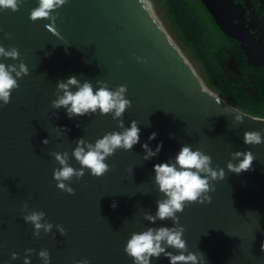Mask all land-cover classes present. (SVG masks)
Here are the masks:
<instances>
[{
  "label": "water",
  "instance_id": "water-1",
  "mask_svg": "<svg viewBox=\"0 0 264 264\" xmlns=\"http://www.w3.org/2000/svg\"><path fill=\"white\" fill-rule=\"evenodd\" d=\"M200 1L220 31L239 43L246 62L264 69V14L258 16L251 0ZM258 3L264 12V0ZM36 6L38 0H24L18 11L0 10V44L20 52L19 59L0 57V62L23 60L29 69L18 78L10 102L0 107V264H23L27 248L35 250L31 264H43L38 252L44 248L49 264L83 259L89 264H133L124 251L133 232L173 225L171 219L152 224L144 213L155 215L164 196L154 182V165L174 162L184 144L201 148L211 155L213 167L225 169V178L213 182L211 203L194 202L177 213L188 250L202 252L205 264H264V143L243 140L245 131L264 129V118L238 110L219 94L153 0H68L56 10L60 37L46 27L50 20L29 18ZM70 76L90 81L94 90L97 80L113 90L126 85L132 106L122 119L125 127L135 119L140 128V142L132 150L119 149L107 158L112 167L105 175L95 177L86 170L80 180L69 182L74 195L56 187L53 170L59 164L51 153L67 151L69 163L79 168L71 156L77 139L94 143L106 132L122 129L111 114L69 118L64 108H52L57 82ZM235 110L246 115L242 123L233 122ZM152 132L156 138L149 140ZM44 138L48 144L42 143ZM145 142L153 150L161 142L163 146L144 160ZM245 150L255 156L252 169L229 172L231 153ZM25 202L26 211L46 213L51 232L33 236V225L23 220ZM57 224L66 229L65 235ZM12 252L17 259H11ZM151 264L169 260L161 255Z\"/></svg>",
  "mask_w": 264,
  "mask_h": 264
},
{
  "label": "clouds",
  "instance_id": "clouds-1",
  "mask_svg": "<svg viewBox=\"0 0 264 264\" xmlns=\"http://www.w3.org/2000/svg\"><path fill=\"white\" fill-rule=\"evenodd\" d=\"M24 0H0V10L18 11ZM68 0H38V6L31 9L29 18L32 21L37 19H48L51 21L46 27L57 37H60L59 31L55 28L58 16L57 9L65 5ZM143 4L144 0H140ZM8 38H12L11 33H6ZM61 39H63L61 37ZM0 57L17 60L20 58V52L15 46L5 48L0 44ZM143 58L137 57V60ZM14 74V75H13ZM29 69L27 65L20 61L19 64H5L0 62V107L10 102L12 91L19 88L18 78L27 76ZM98 88L94 90L90 81L85 80L81 83L75 76H70L66 80L57 82V95L51 101L54 109L64 108L69 118L74 116L92 115L99 111L100 115L111 114L114 120H117L118 127L122 131H108L102 137L95 140L94 143L80 137L76 140V146L72 150L71 156L79 163L80 167L75 168L70 163V156L67 151L52 152L55 161L59 167L53 170V179L57 182L56 187L69 194H75V189L71 182L75 177L80 180L88 170L92 176L101 177L110 169L111 165L107 163V158L114 155L119 149L125 151L132 150L133 146L140 142V128L135 119L130 121V126L125 127L122 119L126 109L132 106V101L126 98L127 86L117 85L115 89L109 88L106 81L97 80ZM75 87V91H73ZM220 103L219 97L216 98ZM236 111V110H235ZM234 123H242L246 115L236 111ZM61 131H66L62 126H57ZM264 129L245 131L243 140L248 145H259L264 143ZM157 133L152 132L148 139L156 138ZM48 138H44L42 143L48 144ZM162 142L157 144L155 150L147 142L142 144L144 149V160L155 157L162 149ZM255 156L251 150L234 151L231 153V159L227 162L229 172L239 174L243 171L252 169ZM235 161V163L233 162ZM212 157L206 154L201 148L193 150L190 144L181 146L175 156L174 162H161L154 165V182L158 185L159 192L163 193V198L157 201L155 215L150 212L144 213V219L152 224L159 220L171 219L173 225L148 227L141 232H133L127 240L124 251L132 258L133 264H151L152 258H160L163 255L169 260V264H205V256L202 252H192L188 250L186 240L183 238L185 228L179 222L177 213L183 212L186 205L198 202L201 204L211 203L210 192L215 191L213 182L225 178V169L216 165L212 166ZM131 170V169H130ZM114 201L112 207L115 208ZM27 202L22 205V211L25 222L33 225V236L39 237L41 230L44 233L51 232L53 224L44 219V211L31 210ZM61 235L66 234V229L56 225ZM168 248H174L177 253L168 251ZM264 249V245H262ZM35 250L25 249L27 255L23 258V264H31L30 255ZM38 257L43 264H49L50 253L44 248L39 250ZM18 258V253L12 252L11 259ZM74 264H89L87 259L75 260Z\"/></svg>",
  "mask_w": 264,
  "mask_h": 264
},
{
  "label": "trees",
  "instance_id": "trees-1",
  "mask_svg": "<svg viewBox=\"0 0 264 264\" xmlns=\"http://www.w3.org/2000/svg\"><path fill=\"white\" fill-rule=\"evenodd\" d=\"M153 1L181 47L219 94L238 110L264 118V69L246 62L238 42L220 31L201 1ZM251 2L259 13L258 0ZM229 66L239 71L240 78Z\"/></svg>",
  "mask_w": 264,
  "mask_h": 264
},
{
  "label": "flooded vegetation",
  "instance_id": "flooded-vegetation-1",
  "mask_svg": "<svg viewBox=\"0 0 264 264\" xmlns=\"http://www.w3.org/2000/svg\"><path fill=\"white\" fill-rule=\"evenodd\" d=\"M237 2H242V0H239V1H237ZM253 7H254V4H253ZM259 7V6H258ZM255 8V7H254ZM256 11V10H255ZM259 13H257L258 14V16L259 17H262V15L264 14V12H263V10L262 9H260L259 8ZM253 32V31H252ZM239 44V43H238ZM232 70H234L235 72H236V74L238 75V78H240V73H239V71L237 70V69H235V68H233V67H231V66H229ZM240 86L242 87V88H246V89H248V87L247 86H245V84L244 83H240Z\"/></svg>",
  "mask_w": 264,
  "mask_h": 264
}]
</instances>
